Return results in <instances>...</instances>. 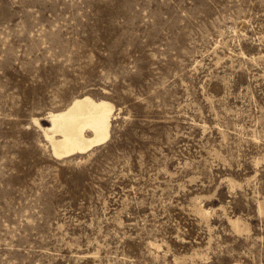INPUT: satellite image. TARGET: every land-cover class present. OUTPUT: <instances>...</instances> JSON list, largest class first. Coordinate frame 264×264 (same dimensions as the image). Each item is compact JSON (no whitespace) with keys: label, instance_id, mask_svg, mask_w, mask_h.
<instances>
[{"label":"rangeland","instance_id":"obj_1","mask_svg":"<svg viewBox=\"0 0 264 264\" xmlns=\"http://www.w3.org/2000/svg\"><path fill=\"white\" fill-rule=\"evenodd\" d=\"M0 264H264V0H0Z\"/></svg>","mask_w":264,"mask_h":264},{"label":"bare ground","instance_id":"obj_2","mask_svg":"<svg viewBox=\"0 0 264 264\" xmlns=\"http://www.w3.org/2000/svg\"><path fill=\"white\" fill-rule=\"evenodd\" d=\"M114 105L89 94L75 96L71 102L48 115L44 128L53 153L63 157L85 152L111 136Z\"/></svg>","mask_w":264,"mask_h":264}]
</instances>
